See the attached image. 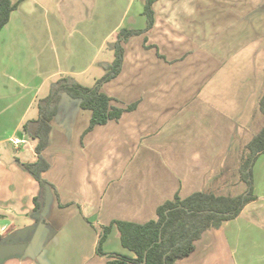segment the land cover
Masks as SVG:
<instances>
[{
	"label": "crops",
	"instance_id": "0c3cea01",
	"mask_svg": "<svg viewBox=\"0 0 264 264\" xmlns=\"http://www.w3.org/2000/svg\"><path fill=\"white\" fill-rule=\"evenodd\" d=\"M12 2L0 31V236L35 228L0 264H107L132 252L114 226L100 254L102 226L147 222L177 194L245 188L233 176L264 89V0H158L153 26L124 42L121 72L101 86L119 118L88 130L92 111L61 93L44 189L21 166L38 158L25 124L61 78L93 87L105 75L120 29L146 26L145 0ZM253 174L257 199L176 264H264V153Z\"/></svg>",
	"mask_w": 264,
	"mask_h": 264
},
{
	"label": "trees",
	"instance_id": "16d2710c",
	"mask_svg": "<svg viewBox=\"0 0 264 264\" xmlns=\"http://www.w3.org/2000/svg\"><path fill=\"white\" fill-rule=\"evenodd\" d=\"M158 0H145L143 15L147 19L144 28H121L118 38L109 46L115 52V59L107 68L104 76L97 80L93 87L84 86L70 78H61L53 85L51 92L39 101V117L27 122L23 128L29 138L36 141L35 150L38 158L34 162L21 163L23 169L29 172L42 188L48 183L42 176L50 167L49 161L43 156V151L49 145L52 120L57 113V105L63 91L80 99L81 107L92 111L88 130L98 124H105L111 119L119 118L125 111L123 108L111 105V97L101 91V86L121 72L124 56V42L133 35L149 30L155 20L154 5ZM19 2L0 0V31L10 19L11 12ZM130 105L128 109H133ZM264 117V89L258 100L257 112ZM254 120V122H255ZM264 121V118H263ZM264 153V124L254 131L241 148L238 176H233L242 182L245 188L239 192L229 189H207L198 191L186 198L176 195L167 200L157 209V216L144 223L115 220L110 225L102 226L98 252L105 254L102 243L114 226L120 231L121 241L132 254L109 253L107 264H176L180 259L189 256L195 249L196 241L202 234L212 228H219L227 221L240 215L244 207L257 199L254 188L253 167ZM39 198H35L36 207ZM38 208V207H37Z\"/></svg>",
	"mask_w": 264,
	"mask_h": 264
},
{
	"label": "water",
	"instance_id": "95a60500",
	"mask_svg": "<svg viewBox=\"0 0 264 264\" xmlns=\"http://www.w3.org/2000/svg\"><path fill=\"white\" fill-rule=\"evenodd\" d=\"M64 96L65 95H69V93L68 92H66V91H64ZM75 100H78V107L80 108L81 107V104H80V99L79 98H75V97H73ZM35 228V226L33 225V226H27V227H25V228H21V229H19V230H17V232H15V234L17 235V236H22V239H19L18 237L17 238H15V243H14V247L16 248L17 247V253H21V252H23L25 249H26V247L28 246V241H27V235L30 233V231L31 230H33ZM21 240V241H20ZM12 247V246H11ZM7 252L5 253V254H3V255H1L0 256V262L3 260V259H5L6 257H8L9 255H13V254H16V252H15V249L13 250V249H9V248H7ZM143 264H147L146 263V261H144L143 262Z\"/></svg>",
	"mask_w": 264,
	"mask_h": 264
},
{
	"label": "rangeland",
	"instance_id": "374dc122",
	"mask_svg": "<svg viewBox=\"0 0 264 264\" xmlns=\"http://www.w3.org/2000/svg\"><path fill=\"white\" fill-rule=\"evenodd\" d=\"M94 73H95V71H94ZM263 118L264 117L262 115L258 114L257 119L255 120L254 124H252V127H251L252 133L255 130H257L260 127V125H263L264 124ZM240 124H241V128H240L241 133L246 134L250 130V128H249V126L247 124L246 119L244 121L242 120L240 122ZM245 137H247V136H245ZM247 139H249V138H245L243 141L246 142ZM23 172H24V174H28L26 171H23ZM223 178H226V175H224ZM233 187L234 186H226V187H223V190L222 191H223V193H227L228 190L231 189V188H233ZM6 188H8V186H6ZM22 203H23V205H27V204H29L31 202H29L28 198H24V199H22Z\"/></svg>",
	"mask_w": 264,
	"mask_h": 264
},
{
	"label": "flooded vegetation",
	"instance_id": "af4514ba",
	"mask_svg": "<svg viewBox=\"0 0 264 264\" xmlns=\"http://www.w3.org/2000/svg\"><path fill=\"white\" fill-rule=\"evenodd\" d=\"M22 239V236H17L15 233H8L5 236H0V256L5 254L8 250L7 248L15 249V252L18 250L17 247L15 248L13 245L15 243V238ZM27 243H30V240L32 239V234L27 235ZM21 241V240H20ZM12 246V247H11ZM17 253V252H16Z\"/></svg>",
	"mask_w": 264,
	"mask_h": 264
},
{
	"label": "built area",
	"instance_id": "2783aa9c",
	"mask_svg": "<svg viewBox=\"0 0 264 264\" xmlns=\"http://www.w3.org/2000/svg\"><path fill=\"white\" fill-rule=\"evenodd\" d=\"M23 142H24V140L21 139V138H19V137H16V138L13 139V143H14L15 145L21 144V143H23Z\"/></svg>",
	"mask_w": 264,
	"mask_h": 264
}]
</instances>
